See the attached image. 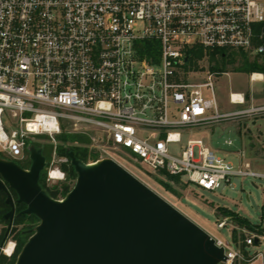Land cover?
<instances>
[{
    "label": "built area",
    "instance_id": "obj_1",
    "mask_svg": "<svg viewBox=\"0 0 264 264\" xmlns=\"http://www.w3.org/2000/svg\"><path fill=\"white\" fill-rule=\"evenodd\" d=\"M263 1L0 0V157L30 160L28 146L45 136L54 146L47 183L65 181L70 159L58 154L56 139L65 131L88 138L80 144L88 163L94 154L117 161L110 152H123L152 175L187 178L208 191L232 187L235 178H264L244 152L221 155L191 138L196 130L264 113V105L221 113L213 79L222 74L210 70L206 82L193 83L187 69L196 47L264 56ZM147 41L157 43L151 60L140 54ZM257 75L251 81L263 80ZM238 95L230 101L243 105L246 97ZM171 144L180 149L171 152ZM4 227L0 195V256L11 259L17 241L12 230L3 237ZM257 239L264 235L251 234L245 245ZM215 240L226 264L262 256Z\"/></svg>",
    "mask_w": 264,
    "mask_h": 264
},
{
    "label": "water",
    "instance_id": "obj_2",
    "mask_svg": "<svg viewBox=\"0 0 264 264\" xmlns=\"http://www.w3.org/2000/svg\"><path fill=\"white\" fill-rule=\"evenodd\" d=\"M31 165L24 168L0 157V190L12 210L5 239L19 215L39 223L15 264H222L228 257L215 238L112 158L79 159L66 146L77 179L61 199L41 185L47 167L43 148L28 146ZM9 187V188H8ZM259 240H256L258 243Z\"/></svg>",
    "mask_w": 264,
    "mask_h": 264
},
{
    "label": "rangeland",
    "instance_id": "obj_3",
    "mask_svg": "<svg viewBox=\"0 0 264 264\" xmlns=\"http://www.w3.org/2000/svg\"><path fill=\"white\" fill-rule=\"evenodd\" d=\"M226 53L230 56V59L232 56H236L237 60L228 64L226 73L213 79L220 112L247 110L252 106L264 105V78L259 81H251V73L235 70L242 63L241 59H239L242 53L238 50H230ZM246 55L252 61L256 59L260 65L264 66V56ZM210 66L211 62L207 55L199 60L192 58L187 66V69L191 70V82H206L208 76L205 73L211 70ZM232 93L244 94L246 102L243 105L231 103L230 95ZM204 95L206 98L212 96L210 90L207 89L204 90ZM67 129L71 130L72 128L69 126ZM57 138L58 136H56ZM191 138L202 139L208 147L221 155L231 151L244 152L246 158L251 161L253 169L264 174V113L242 116L223 121L203 130H196ZM37 139L49 145L47 137L40 136ZM187 140L188 136H185L183 144ZM228 141H232L233 146H227L226 142ZM169 149L171 152H177L180 149V145L171 144ZM110 155L209 234L223 240L226 246H231L234 249H238L239 246L245 255L251 257L256 254H262L254 261L243 262L237 260L235 264H264V240L252 246L245 245L246 238L251 234L264 235V178H235L232 182V187L223 184L217 191L204 190L188 183L187 178L177 184L173 181H168L178 192V194L173 195L161 185L160 181H167L166 178L150 175L145 167L134 164L123 152L111 151ZM50 159L49 157L48 160ZM229 160L235 164L239 163V160L234 155H230ZM17 163L23 167H30L31 165L28 159L17 160ZM46 172L47 169L43 171L44 174ZM220 207L227 208L236 215L247 219L253 228L238 225L232 216L223 215L219 209ZM221 221L227 222L223 228L219 227ZM234 228L237 229V242L233 239Z\"/></svg>",
    "mask_w": 264,
    "mask_h": 264
},
{
    "label": "trees",
    "instance_id": "obj_4",
    "mask_svg": "<svg viewBox=\"0 0 264 264\" xmlns=\"http://www.w3.org/2000/svg\"><path fill=\"white\" fill-rule=\"evenodd\" d=\"M156 44L157 43H154L151 41L142 43L141 45L142 48L140 50L141 57L146 58L148 60H151L152 57H157L158 50H157ZM226 52L227 50L225 49L208 50L207 52H205L203 48L196 47L195 49L191 50L187 55L189 56V61L192 58L195 60H199V59H202L205 55H207L209 57V61L211 62V66H210L211 71L223 74L227 72L228 64L230 62H234L235 60H237L236 56H232V58L230 59L229 58L230 56H228ZM241 53L242 55L239 57V59H241L242 63L240 66L236 67L235 70L246 71L248 73L257 72V73L264 74V66L260 65L258 60L255 59L252 61L245 53L243 52ZM57 139L59 142L57 146V150L60 156L66 155V145L70 144L71 149L75 151L79 159L85 162L89 161L88 150L80 146V144L87 143L88 140L85 136L75 134V133L71 134V133H67L63 131L60 135H58ZM35 145L37 147L43 148L44 155L46 156L47 161H49L48 158L49 157L51 158L54 146L52 144L47 145L46 143H43L40 141H36ZM95 155L96 154L92 156L93 161H96L99 159V156L98 155L95 156ZM63 169L66 172V180L58 184L52 185V186H49L47 183V172L46 174L42 173V176H41V181H40L41 185L49 192V194L52 197L56 199L63 198L73 188V186L75 185L76 179H77V174L70 162L63 164ZM164 178H166L167 181H164V180L160 181L162 187L167 192L173 195L178 194L177 190L174 189L172 184H170L168 181H173L177 184V183L183 182V180L180 177L170 176V175H166L164 176ZM6 200H7V194L4 193L3 196L1 197L2 219H3L4 226H5L3 237L6 234L7 227L9 224V221L5 220L4 216L11 210V207L6 204ZM25 207L26 206L24 204H21V208H25ZM219 209L221 210L223 215L229 216V217L232 216L233 220L237 222L238 225L245 226L251 229L253 228V226L247 219L239 215H236L233 211L227 208H223V207H220ZM38 223H39V220L35 216H27V215L18 214L17 218L14 221V226L12 228V235L14 239L17 241V248H16L15 255L11 259L7 258L4 255H1L0 264H15L18 254L21 252L23 246L26 244V242L28 241L31 235L28 233V231L33 229ZM233 239L236 242L238 241L236 228L233 230Z\"/></svg>",
    "mask_w": 264,
    "mask_h": 264
},
{
    "label": "flooded vegetation",
    "instance_id": "obj_5",
    "mask_svg": "<svg viewBox=\"0 0 264 264\" xmlns=\"http://www.w3.org/2000/svg\"><path fill=\"white\" fill-rule=\"evenodd\" d=\"M9 188V187H8ZM9 191H10V193L12 194V196H13V199H14V202H15V216H14V221H15V219L17 218V216H18V214L21 212V211H23L25 208H21V204H19L18 202H17V200H18V196H17V194L12 190V189H10L9 188ZM5 192L4 191H1V197L3 196V194H4ZM6 194V193H5ZM11 210H12V208H11ZM10 210V211H11ZM9 211V212H10ZM13 226H14V223H13Z\"/></svg>",
    "mask_w": 264,
    "mask_h": 264
},
{
    "label": "bare ground",
    "instance_id": "obj_6",
    "mask_svg": "<svg viewBox=\"0 0 264 264\" xmlns=\"http://www.w3.org/2000/svg\"><path fill=\"white\" fill-rule=\"evenodd\" d=\"M256 77H258L259 79H263L264 78V76L261 73H259ZM233 94H234V98L236 100L240 98L238 94H236V93H233Z\"/></svg>",
    "mask_w": 264,
    "mask_h": 264
},
{
    "label": "crops",
    "instance_id": "obj_7",
    "mask_svg": "<svg viewBox=\"0 0 264 264\" xmlns=\"http://www.w3.org/2000/svg\"><path fill=\"white\" fill-rule=\"evenodd\" d=\"M259 74V73H258ZM262 74V73H261ZM263 76H264V74H262ZM246 151V150H245ZM231 152H233V151H231ZM246 154L248 155V153L246 152Z\"/></svg>",
    "mask_w": 264,
    "mask_h": 264
}]
</instances>
